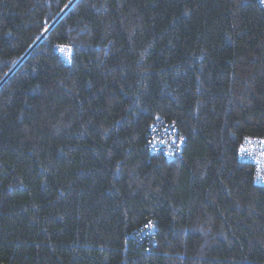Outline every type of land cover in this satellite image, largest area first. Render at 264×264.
<instances>
[{
	"label": "trees",
	"instance_id": "trees-1",
	"mask_svg": "<svg viewBox=\"0 0 264 264\" xmlns=\"http://www.w3.org/2000/svg\"><path fill=\"white\" fill-rule=\"evenodd\" d=\"M244 136L257 0H0V264H264Z\"/></svg>",
	"mask_w": 264,
	"mask_h": 264
},
{
	"label": "built area",
	"instance_id": "built-area-1",
	"mask_svg": "<svg viewBox=\"0 0 264 264\" xmlns=\"http://www.w3.org/2000/svg\"><path fill=\"white\" fill-rule=\"evenodd\" d=\"M257 1L264 11V0ZM162 139L166 141V137ZM183 143L182 139L171 141L167 139L164 148L169 146L172 152L180 151ZM237 156L240 161L251 163L254 166V181L258 185H264V137L244 136L239 142Z\"/></svg>",
	"mask_w": 264,
	"mask_h": 264
}]
</instances>
